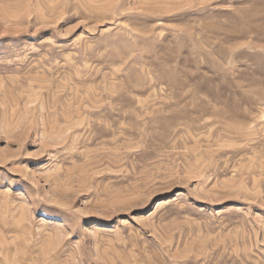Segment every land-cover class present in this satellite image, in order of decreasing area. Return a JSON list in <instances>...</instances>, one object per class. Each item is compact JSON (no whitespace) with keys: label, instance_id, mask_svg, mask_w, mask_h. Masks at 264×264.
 Returning <instances> with one entry per match:
<instances>
[{"label":"rangeland","instance_id":"obj_1","mask_svg":"<svg viewBox=\"0 0 264 264\" xmlns=\"http://www.w3.org/2000/svg\"><path fill=\"white\" fill-rule=\"evenodd\" d=\"M0 264H264V0H0Z\"/></svg>","mask_w":264,"mask_h":264}]
</instances>
